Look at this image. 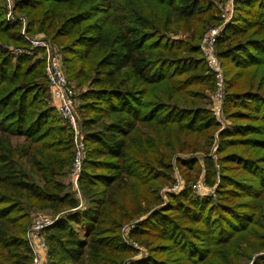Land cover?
I'll return each instance as SVG.
<instances>
[{
	"label": "trees",
	"instance_id": "trees-1",
	"mask_svg": "<svg viewBox=\"0 0 264 264\" xmlns=\"http://www.w3.org/2000/svg\"><path fill=\"white\" fill-rule=\"evenodd\" d=\"M236 3L216 44L231 121L216 158L215 77L201 52L223 22L214 2L15 0L24 25L7 21L0 0V264L32 263V211L55 219L49 264H122L128 224L149 252L132 264H264V0ZM23 31L60 47L81 90L80 199L66 183L75 134L53 104L42 51L13 53L31 48ZM197 153L215 198L194 194ZM173 159L188 185L165 205Z\"/></svg>",
	"mask_w": 264,
	"mask_h": 264
},
{
	"label": "built area",
	"instance_id": "built-area-1",
	"mask_svg": "<svg viewBox=\"0 0 264 264\" xmlns=\"http://www.w3.org/2000/svg\"><path fill=\"white\" fill-rule=\"evenodd\" d=\"M235 1V0H234ZM8 6L7 21L11 23L21 22L26 25L25 20L14 15L15 3L12 0H6ZM223 17V15H222ZM229 22V19L223 20L222 25L219 28L211 30L203 40V53L204 59L208 68L215 77V93L212 106L213 115L217 120H220L224 115V100L226 95L225 78L222 70V63L216 54V44L218 38ZM24 36L31 43L30 50H18L13 49L14 54H27L33 56L36 50H41L40 55L45 59V72L48 79L50 93L54 106L60 115L69 123L75 134L76 155L74 158L73 172L78 181L79 175L82 169V161L85 155V146L82 140V134L80 129L79 116L77 112V100L73 87L70 85L68 77L65 74L62 59L57 54L55 48L44 39H38L36 37H29L23 31ZM197 192L201 195L202 191L206 189L203 184H199ZM78 189V187H77ZM180 187L177 185L173 191L177 192ZM79 191V190H78ZM55 219L46 214H38L32 223V226L27 232V240L29 248L32 253L31 264H49L48 263V244L45 238V230L53 225Z\"/></svg>",
	"mask_w": 264,
	"mask_h": 264
},
{
	"label": "rangeland",
	"instance_id": "rangeland-1",
	"mask_svg": "<svg viewBox=\"0 0 264 264\" xmlns=\"http://www.w3.org/2000/svg\"><path fill=\"white\" fill-rule=\"evenodd\" d=\"M13 1L15 3V0H12V2ZM210 1L214 2L215 5H216L215 7L217 9H219L220 16L223 15V17L221 16L222 21L223 20L225 21L227 19H229V21H230L232 19V16L234 15V11H235L234 9H235V7L237 5L236 2L238 0H235V1L234 0H222V1L221 0H210ZM14 15H17L15 13V10H14ZM24 22H26V21H24ZM221 25H222V23L219 26H221ZM219 26H218V28H219ZM215 28H217V27H215ZM213 29L214 28L209 29L206 32V34L203 36L202 40H201V52H202L203 58H204V53H203V49H202L203 40H204L205 36L211 30H213ZM35 37L38 38V39H44V40L48 41L49 44H51L55 48L57 54L63 60V57H62V54H61V49H60V47L56 43H53L43 33L37 34ZM40 57L44 58V56H42V55H40ZM63 64H64V62H63ZM63 66H64V68L66 67L65 64ZM64 70H65L66 76L68 77L66 69H64ZM222 70H223V73H224L225 87H226L225 68H224L223 64H222ZM70 85L73 87V90L75 92V96H76V100H77V108H78L79 107L78 95H79V93H80L81 90H79L77 88L76 84L73 83V82H70ZM214 93H215V86H214L213 92L210 95L211 96L212 106H213V101H214ZM211 110H212V108H211ZM77 112H78V110H77ZM78 116H79V114H78ZM79 121L81 123L80 116H79ZM218 122L221 124V128H219L217 130V132L215 133V144H214V147L212 149V155H214L216 158H217L216 155H217V151L219 149V143H220V138L218 137L219 136V133H221L222 131H224V129L226 128L227 124L228 123H231V121H230V119L227 118V114L225 112V114L221 117L220 120H218ZM14 142L15 143L17 142V139L16 138L14 139ZM178 156H181L182 159H186V157H188V155L182 154V153L181 154H178L176 157H178ZM196 156L200 160L199 167L201 168V172L199 173V176H198L196 182L193 183V191H194V194L200 196L201 198H204V197H212V198H215V197H217V195H216V189L218 187V184H216L215 186H212V187H210V186H208L206 184V181H205L206 180V178H205V170H206V168H205V163L203 162V159H204V156L205 155L202 154V153H197ZM175 159H173V172H172L171 177H170L171 179L166 184H164L162 186L161 190H160V195H161V198H162V200H163V202H164L165 205L168 203L169 195L170 194H172V193L179 194V193L182 192V190L186 189V187L188 185L186 178L182 174V171H181V168H180L179 164L176 163V161H174ZM73 165H74V162L72 163V168L70 169V174H69V177H68L66 183L68 185H71L73 191L76 193L77 197L80 199V195L81 194L78 193L79 192L78 189H77V187H78V181H76V176H75V174L73 172ZM199 184H203V187L206 189L205 191H202L201 195H199L200 193L198 194V192L196 190L197 189L196 187ZM177 185L180 187V190L177 191V192H175V191H173V189ZM37 214L38 213L37 212H34V211H32L30 213V223L31 222L33 223V221L35 219V216ZM46 215L51 216V217L53 216L52 213H48ZM32 223H31V225H32ZM132 227L133 226H131V224H128V226H126L123 229V231H122L121 239H122L123 243H129L130 249L132 250L131 255L127 259H125V261H123L122 264H132L134 262L143 260L144 258H146L148 256V253H149L147 247L144 244L139 243L136 240H133V238H130L129 232H130V229Z\"/></svg>",
	"mask_w": 264,
	"mask_h": 264
}]
</instances>
